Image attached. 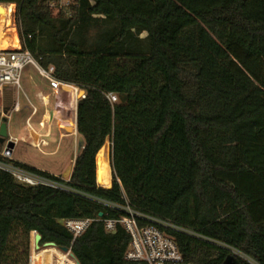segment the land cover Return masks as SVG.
<instances>
[{"label":"trees","instance_id":"obj_1","mask_svg":"<svg viewBox=\"0 0 264 264\" xmlns=\"http://www.w3.org/2000/svg\"><path fill=\"white\" fill-rule=\"evenodd\" d=\"M47 1L0 4H15L22 47L85 92L67 183L78 193L0 169V264H29L32 232L80 264H145L124 258L120 226L106 232L94 220L73 239L59 223L118 216L98 200L188 231H167L186 262L264 264V0H76L70 16ZM92 23L102 29L88 41ZM107 139L105 188L95 156Z\"/></svg>","mask_w":264,"mask_h":264},{"label":"built area","instance_id":"obj_2","mask_svg":"<svg viewBox=\"0 0 264 264\" xmlns=\"http://www.w3.org/2000/svg\"><path fill=\"white\" fill-rule=\"evenodd\" d=\"M46 4L57 11H61L65 16H70L73 8L77 5L76 0H49ZM13 6L12 10L5 15L4 20L9 24L11 15L15 14V4H2ZM14 12V13H13ZM9 30H13L17 40L16 46L3 47L0 45V111L2 118L8 125L11 113L19 112L21 107L18 97L12 98L11 104L6 113L2 100L4 91L7 89L16 91L20 89V79L24 68L28 65L32 66L47 83L46 91H38L35 98L38 105L34 104L24 93L28 109L25 116L22 129L25 134L19 137L9 136L4 142V146L0 152V156L12 159L11 154L14 146L19 141L28 142L32 147L38 149L42 153L49 147L50 142L47 140L52 133V120L54 119L55 130L62 135L61 130L68 131V135L76 139V104L77 101L85 97V92L77 84L66 82L55 76L53 65L43 66L40 63L41 57L34 56L29 50L23 48L16 32L15 26H7ZM50 96L52 101H50ZM107 98L110 102H116L114 94H108ZM50 103L54 106L52 114L49 110ZM69 129V130H68ZM8 141L13 143V148H7ZM0 169L8 172L16 182L26 186H46L53 189L62 190L68 193L78 192L68 185L70 176L63 177L61 175L51 174L43 175L37 172L27 170L13 162H5L0 160ZM58 178V179H57ZM61 181H60V180ZM105 206L115 209L119 212L116 218H76L63 219L62 225L73 236V239L81 235L94 220L103 222L104 230L112 232L116 226L123 228L130 236V241L126 247L124 258L129 261L142 262L145 264H192L186 262L182 253L179 251L176 242L167 232L168 230L181 231L190 234L188 231L177 227L169 221L150 217L141 212L134 210L127 202L125 204L110 203L98 200ZM74 264V262H73Z\"/></svg>","mask_w":264,"mask_h":264},{"label":"rangeland","instance_id":"obj_3","mask_svg":"<svg viewBox=\"0 0 264 264\" xmlns=\"http://www.w3.org/2000/svg\"><path fill=\"white\" fill-rule=\"evenodd\" d=\"M15 9L16 6H14V11ZM9 21H10L9 26H15L18 35V29L15 22V14L11 15ZM2 22H3V29H1ZM101 29H102V25L99 23L89 24L85 30L84 37L88 41H93ZM0 30H2V33H5L3 34L4 38H1V42L2 39L5 40L6 42L5 47H10L11 45L12 46L17 45L15 35L13 38L12 37L13 33L11 32V30L8 29L7 22L6 20H4L2 16H0ZM46 87H47V83L45 82V80L41 79L37 71L32 66L28 65L24 68L22 72L20 79V89H18V94L16 93L15 90L11 91L7 89L6 91H4L3 100H2L3 106L5 102L11 104L12 98L18 97V101L21 107L19 112L11 113V118L7 125V135L14 137H19V136L23 137V135L25 134V129H22L21 120H23L25 116L28 114V109L26 108L27 103L24 97V93L34 104L38 105L35 98V93L37 90H42V92H45ZM49 99L50 101H52L51 96ZM49 110H51L53 114L54 106L51 103L49 105ZM1 117H2V113H1ZM52 125L53 126H52L51 136L47 139L50 142V145L49 147H46L44 149V151L46 152H50L51 150H53L55 143L57 141V133L55 132L54 119L52 120ZM75 140H76L75 150H74L73 136H67L59 142V151L53 154L42 153L38 149L33 148L28 142L19 141L13 148L12 156L14 159H17L19 161H26L27 163L33 165L34 167L43 169L52 174L60 175L67 168H68L67 170L68 173V171L73 165L74 156L78 154L77 152L78 136H76ZM106 141L108 142V146H110L109 140L107 139ZM72 153H73V159L70 160ZM108 162H109V151H108ZM110 174H111V169H110ZM63 177L65 178L68 177V174L64 175ZM33 234L34 232L31 233L29 264H60V262H62L63 260L62 258H65L67 264H73L74 261L69 256V254L62 252L56 247L41 245L38 249H35L33 247ZM51 248H55V249L49 250ZM45 249L46 251L44 253H41Z\"/></svg>","mask_w":264,"mask_h":264},{"label":"bare ground","instance_id":"obj_4","mask_svg":"<svg viewBox=\"0 0 264 264\" xmlns=\"http://www.w3.org/2000/svg\"><path fill=\"white\" fill-rule=\"evenodd\" d=\"M12 5L6 8L4 5H0V16L3 18L5 15L8 13V10H12ZM9 26V24H7ZM3 29V22H2V28ZM12 32V30H11ZM5 33H2V30H0V45L5 47L6 42L5 40L1 38H4ZM12 37L14 38V34H12ZM17 42V40H16ZM16 45V44H15ZM108 151H109V146L108 142L105 141L103 146L100 148V150L96 154V182L98 186L108 188L111 185V174H110V167H109V162H108Z\"/></svg>","mask_w":264,"mask_h":264},{"label":"water","instance_id":"obj_5","mask_svg":"<svg viewBox=\"0 0 264 264\" xmlns=\"http://www.w3.org/2000/svg\"><path fill=\"white\" fill-rule=\"evenodd\" d=\"M7 110H8V107H6L3 110V113L5 114ZM6 138H7V124L5 122V119L2 118L1 123H0V140L3 141ZM82 145H83V139L81 137H78V145H77V152L78 153H79L80 149L82 148ZM6 146H7V148L11 149V148H13V143L11 141H8ZM109 167H110V161H109ZM96 168H97V164H96V157H95V180H96ZM96 184H97V182H96ZM98 215L102 216V213L99 212ZM59 223L62 224V220H59ZM39 240H40V235L38 233L34 232V234H33V247L35 249H38L40 247L39 246ZM43 245L44 246L54 247V244L52 242H46ZM58 249L61 250L62 252L68 253L69 256L73 259L74 264H80L79 261L74 257L73 253L70 251L69 248H67V247H58Z\"/></svg>","mask_w":264,"mask_h":264},{"label":"flooded vegetation","instance_id":"obj_6","mask_svg":"<svg viewBox=\"0 0 264 264\" xmlns=\"http://www.w3.org/2000/svg\"><path fill=\"white\" fill-rule=\"evenodd\" d=\"M55 132L57 133V141H56V143H55V146H54V148H53V150H51L48 154H53V153H56L57 151H59V142L63 139V138H65V137H67V136H70V135H68V131H66L65 129H63V130H61V133H62V135L60 136V138H59V133L55 130ZM73 140H74V150L76 149L75 147H76V144H75V138L73 137ZM75 157H76V155L74 156V160H75ZM72 158H73V153L71 154V158H70V160H72ZM73 164H74V161H73Z\"/></svg>","mask_w":264,"mask_h":264},{"label":"crops","instance_id":"obj_7","mask_svg":"<svg viewBox=\"0 0 264 264\" xmlns=\"http://www.w3.org/2000/svg\"><path fill=\"white\" fill-rule=\"evenodd\" d=\"M38 91H42V90H37L36 92H38ZM23 120H24V119H23ZM23 120H21V124L23 123ZM33 148H34V147H33ZM12 153H13V152H12ZM48 153H49V152H48ZM11 158H12L13 160L17 161V162H20V163H23V164L29 165V166H31V167H34L33 165L27 163L26 161H19V160H17V159H14L13 156H12V154H11ZM34 168H36V167H34ZM36 169H39V170L45 171V170L40 169V168H36ZM72 169H73V165H72V167L70 168V170L68 171V173H67V170H68V168H67V169H66L62 174H60V175H61V176H64V175L68 174V176H70V175H71V172H72ZM45 172H47V171H45ZM48 173H50V172H48ZM51 174H52V173H51ZM56 175H57V174H56Z\"/></svg>","mask_w":264,"mask_h":264}]
</instances>
